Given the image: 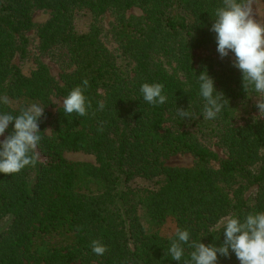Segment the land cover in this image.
<instances>
[{
  "label": "trees",
  "instance_id": "1",
  "mask_svg": "<svg viewBox=\"0 0 264 264\" xmlns=\"http://www.w3.org/2000/svg\"><path fill=\"white\" fill-rule=\"evenodd\" d=\"M220 6L222 0H0V97L9 98L0 113L44 107L36 165L0 173V264H184L193 249L185 245L180 262L168 253L177 228L220 246L223 217L264 212L259 94L245 92L235 57L196 53L217 47L210 28ZM134 8L141 14L129 15ZM36 10L50 13L41 25ZM109 13L116 50L101 36L99 20ZM31 31L42 52L70 68L59 78L42 62L30 75L15 64L27 55ZM205 69L229 101L214 120L203 118L197 77ZM84 79L89 115L61 106L48 134L53 98L67 97ZM143 83H162L166 103L144 101ZM177 108L196 118H181ZM205 140H216L227 157ZM67 151L96 162L71 161ZM185 153L193 165L167 163ZM169 223L174 231L165 233ZM93 239L108 246L103 256L92 252ZM218 264L240 262L231 253L218 255Z\"/></svg>",
  "mask_w": 264,
  "mask_h": 264
},
{
  "label": "clouds",
  "instance_id": "2",
  "mask_svg": "<svg viewBox=\"0 0 264 264\" xmlns=\"http://www.w3.org/2000/svg\"><path fill=\"white\" fill-rule=\"evenodd\" d=\"M253 4L254 0H222V6L215 9L210 31L216 34L217 52L221 59L234 54L232 64L242 73L245 92L252 89L259 94L255 98V107L259 117L264 118V22L256 17ZM197 78L199 95L204 101L203 118L214 120L229 101L222 91H217L215 80L206 69ZM88 86L89 81L84 79L82 85L74 87L63 99L66 113L89 115L92 104L85 95ZM140 92L144 101L151 105H163L167 101L162 83H143ZM0 104H9V98L0 97ZM98 105V110L105 107L103 101H99ZM176 111L183 119L196 118L188 109L177 108ZM42 117L44 107L37 103L21 108L18 115L0 113V137H3L0 139V173H19L26 166L36 165L37 149L43 138L39 128ZM10 125L13 126L12 131L5 135ZM102 130V127L98 128V131ZM222 223L224 238L220 246L192 240L188 229L177 228L168 249L172 260L180 262L187 245L193 251L184 264H218V255L230 258L231 253L235 254L240 264H264V212L248 213L243 219L223 217ZM91 249L98 256L109 250L99 239L91 241Z\"/></svg>",
  "mask_w": 264,
  "mask_h": 264
},
{
  "label": "rangeland",
  "instance_id": "3",
  "mask_svg": "<svg viewBox=\"0 0 264 264\" xmlns=\"http://www.w3.org/2000/svg\"><path fill=\"white\" fill-rule=\"evenodd\" d=\"M253 7L256 17L262 22H264V0H254ZM128 14L140 15L141 10L134 8L128 11ZM49 15L50 13L48 11L36 10L33 14V20L37 25H41L48 20ZM114 23H115V17L111 13L104 15L99 20V24L102 27V35H101L102 39L111 49L116 50L117 42L114 38V32H113ZM29 37H30V43L28 46L26 57L25 58L16 57V59L14 60L15 64L18 65L26 75H30L32 71L37 68L40 62L45 63L46 66H48V68L50 69L51 74L56 78H59L63 71L70 69L67 66V64L54 62L46 53L40 50L39 38L36 35L35 31H31L29 33ZM196 53L199 57L202 58L209 55L217 57L220 60H226V59L231 60L234 58V54L230 53L228 57L221 59L219 53L217 52V47L201 48L197 50ZM63 99L64 98L62 97L53 98L54 106L48 109L51 113L48 116L50 122H52L55 119V115L58 108L63 106L62 104ZM47 129L51 130V131H46L48 134L53 133L54 130L53 122L49 124ZM204 143L212 147V149L216 151L221 158L227 157V152L221 145L217 144L216 140H205ZM66 157L69 160L76 162H88V163L96 162V158L94 155L84 153L82 151H76V152L67 151ZM167 163L172 166H191L194 164V157L188 153L177 154L171 156L168 159ZM214 164L215 166L218 165V163H214ZM173 231H174V227L171 223H169L164 230L165 233H172Z\"/></svg>",
  "mask_w": 264,
  "mask_h": 264
}]
</instances>
